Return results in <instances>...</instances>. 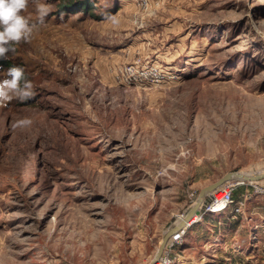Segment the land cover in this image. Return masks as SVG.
<instances>
[{
  "label": "rangeland",
  "instance_id": "374dc122",
  "mask_svg": "<svg viewBox=\"0 0 264 264\" xmlns=\"http://www.w3.org/2000/svg\"><path fill=\"white\" fill-rule=\"evenodd\" d=\"M22 15L37 27L4 61L34 95L0 107V264H150L170 228L156 264H264V179L226 182L221 214L209 193L177 228L205 187L264 172V0Z\"/></svg>",
  "mask_w": 264,
  "mask_h": 264
},
{
  "label": "clouds",
  "instance_id": "9594fccd",
  "mask_svg": "<svg viewBox=\"0 0 264 264\" xmlns=\"http://www.w3.org/2000/svg\"><path fill=\"white\" fill-rule=\"evenodd\" d=\"M29 0H0V60H6L9 53H15V45L20 42H30L37 23L22 15L27 9ZM38 23H43L49 15L50 8L47 4H37ZM116 23L115 19L112 20ZM261 38L264 31L256 29ZM5 78L0 80V107H7L13 100L27 101L34 95L33 85L25 80L24 69L19 66L9 67L2 73ZM30 119L15 122L13 128L31 126Z\"/></svg>",
  "mask_w": 264,
  "mask_h": 264
},
{
  "label": "water",
  "instance_id": "95a60500",
  "mask_svg": "<svg viewBox=\"0 0 264 264\" xmlns=\"http://www.w3.org/2000/svg\"><path fill=\"white\" fill-rule=\"evenodd\" d=\"M238 178H239L238 173L226 174L222 178H220L217 182H215V183L205 187L204 189H202L199 193L197 201L195 202V205L192 207V209L189 211V213L186 215V217L182 220L180 225L182 226L183 223H185L187 220H189L194 215V213L198 210L199 206L201 205V202L206 197V195H208L209 193H211L213 190L217 189L219 186L223 185L224 183H226L228 181H232V180H237ZM263 179H264V172L260 173V174H256L252 177L245 178L243 180V182H247V183L251 184V183H256V182L262 181ZM176 230H175V228H172V229L170 228V230L164 235V237L162 238V242H161V244L157 250V253L154 256V258L152 259V261L150 262V264H156L157 263V261L159 260L161 254L163 252L165 245L167 244V241L170 239V237L174 234V232Z\"/></svg>",
  "mask_w": 264,
  "mask_h": 264
},
{
  "label": "built area",
  "instance_id": "2783aa9c",
  "mask_svg": "<svg viewBox=\"0 0 264 264\" xmlns=\"http://www.w3.org/2000/svg\"><path fill=\"white\" fill-rule=\"evenodd\" d=\"M162 76L161 75H156L154 76V80H158L160 79ZM127 82L129 84L135 82L134 79H128ZM234 185H232V183H225L222 185V187H218L217 190L213 191L211 193L212 195V201L211 204L209 205L210 207H208L204 213H212V211L216 210L217 212H223L225 210L226 207H228V205L231 203V192L233 189ZM255 194L257 195L258 193L255 192ZM184 228H179L178 230H176L174 232V234L170 237V241L173 239L172 242L177 241L178 239L181 238V236L184 233Z\"/></svg>",
  "mask_w": 264,
  "mask_h": 264
},
{
  "label": "bare ground",
  "instance_id": "6f19581e",
  "mask_svg": "<svg viewBox=\"0 0 264 264\" xmlns=\"http://www.w3.org/2000/svg\"><path fill=\"white\" fill-rule=\"evenodd\" d=\"M238 175H239V178L237 179V180H232V181H243L245 178H248V177H252V176H254V175H246V174H241V173H238ZM231 184V183H230ZM219 187H222V185L221 186H219ZM218 189V188H217ZM217 189H215V190H217ZM215 190H213V191H215ZM212 191V192H213ZM211 192V193H212ZM222 213V211L221 212H217L216 210H214V211H212V213H211V215H213V214H221ZM182 222V220L180 221V223ZM180 223L178 224V226H177V228H179L181 225H180ZM183 224H185V223H183ZM173 241V239L170 241V242H172Z\"/></svg>",
  "mask_w": 264,
  "mask_h": 264
},
{
  "label": "trees",
  "instance_id": "16d2710c",
  "mask_svg": "<svg viewBox=\"0 0 264 264\" xmlns=\"http://www.w3.org/2000/svg\"><path fill=\"white\" fill-rule=\"evenodd\" d=\"M83 6H84V4H83ZM66 8H69V6H67ZM0 64L2 66H4L6 69H8L9 67H12V65L10 63H8V62H6L4 60H0Z\"/></svg>",
  "mask_w": 264,
  "mask_h": 264
}]
</instances>
